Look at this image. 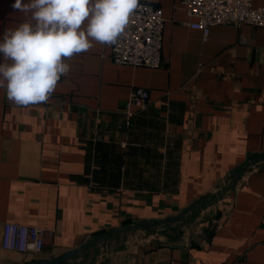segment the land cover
<instances>
[{
  "label": "crops",
  "instance_id": "0c3cea01",
  "mask_svg": "<svg viewBox=\"0 0 264 264\" xmlns=\"http://www.w3.org/2000/svg\"><path fill=\"white\" fill-rule=\"evenodd\" d=\"M139 1L162 12L159 66L93 42L46 103L0 88V264L77 248L60 264H264V27L204 35L178 0ZM14 2L0 0V38L28 19ZM133 87L149 103L127 116ZM6 222L54 235L39 252L6 249Z\"/></svg>",
  "mask_w": 264,
  "mask_h": 264
},
{
  "label": "clouds",
  "instance_id": "9594fccd",
  "mask_svg": "<svg viewBox=\"0 0 264 264\" xmlns=\"http://www.w3.org/2000/svg\"><path fill=\"white\" fill-rule=\"evenodd\" d=\"M28 19L0 38V88L18 106L46 103L67 62L93 42L115 45L139 0H15Z\"/></svg>",
  "mask_w": 264,
  "mask_h": 264
},
{
  "label": "built area",
  "instance_id": "2783aa9c",
  "mask_svg": "<svg viewBox=\"0 0 264 264\" xmlns=\"http://www.w3.org/2000/svg\"><path fill=\"white\" fill-rule=\"evenodd\" d=\"M139 7L128 25L112 45L111 55L116 63L156 67L161 64V9L139 1ZM190 17L188 25L207 35L213 25H240L248 23L264 27V6H254L252 0H178ZM149 103V91L133 87L125 103L127 116L132 108L144 109ZM54 231L34 225L6 222L3 226L2 246L20 252L42 251Z\"/></svg>",
  "mask_w": 264,
  "mask_h": 264
},
{
  "label": "water",
  "instance_id": "95a60500",
  "mask_svg": "<svg viewBox=\"0 0 264 264\" xmlns=\"http://www.w3.org/2000/svg\"><path fill=\"white\" fill-rule=\"evenodd\" d=\"M215 198L216 197H214L213 199H215ZM213 199H211L210 201H206L204 203H210ZM165 222L166 221H151V222L144 221V222L139 223L137 225V228H145V227L150 226V225L160 226L161 224H164ZM127 228L128 227H121V228H118V229H114L111 232H116V231L124 230V229H127ZM80 251H81V248H77V249L70 250V251L66 252L65 254H63L60 257L55 258V259L41 260V261H32V262H29L27 264H60V263L64 262L65 260H67V259H69L71 257H74Z\"/></svg>",
  "mask_w": 264,
  "mask_h": 264
},
{
  "label": "rangeland",
  "instance_id": "374dc122",
  "mask_svg": "<svg viewBox=\"0 0 264 264\" xmlns=\"http://www.w3.org/2000/svg\"><path fill=\"white\" fill-rule=\"evenodd\" d=\"M219 187L217 188V190L215 191V193L216 192H219ZM225 192V191H224ZM108 250H110V247H109V245H106V246H102V248H101V253H99V255H101L102 254V252L103 253H105V252H107ZM83 255V254H82ZM81 258V257H80ZM83 259V258H82Z\"/></svg>",
  "mask_w": 264,
  "mask_h": 264
}]
</instances>
